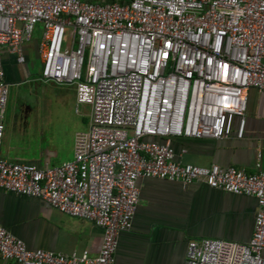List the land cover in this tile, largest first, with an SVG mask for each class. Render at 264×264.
Masks as SVG:
<instances>
[{"label":"built area","instance_id":"obj_1","mask_svg":"<svg viewBox=\"0 0 264 264\" xmlns=\"http://www.w3.org/2000/svg\"><path fill=\"white\" fill-rule=\"evenodd\" d=\"M38 24L39 81L74 86L77 113L91 107L74 158L57 166L1 153L9 96L1 56L7 50L23 64ZM250 89L264 95V0H0V189L42 199L103 231L92 256L30 250L0 225V259L115 264L139 203L138 181L158 178L204 183L258 204L248 243L191 240L184 264H264V170L186 164L173 147L179 138L235 132L242 139Z\"/></svg>","mask_w":264,"mask_h":264},{"label":"crops","instance_id":"obj_2","mask_svg":"<svg viewBox=\"0 0 264 264\" xmlns=\"http://www.w3.org/2000/svg\"><path fill=\"white\" fill-rule=\"evenodd\" d=\"M25 55L23 64L7 50L1 56L5 82L9 85L1 153L9 161L41 167L61 165L74 158L76 134L87 131L77 124L68 128V103L74 115L81 112H76V89L39 81L42 63L38 42L27 44ZM39 91L56 97H49L45 103L49 106L43 107ZM32 98L34 101L29 103L27 100ZM44 114L54 116L52 123L41 130L42 135L49 138L51 147L36 159L28 160L25 152L12 144L11 138L24 135V125L31 116L37 123ZM246 120L242 139H238L235 132L219 140L175 139L173 147L177 158L186 164L205 167L216 164L247 173L264 170V95L256 89L248 91ZM258 151H261V158ZM138 185L137 210L131 229L119 236L115 264H184L191 240L220 239L245 244L252 237L258 208L252 196L236 195L204 183L186 185L158 178L140 179ZM0 225L21 239L30 250L63 254L88 250L96 256L103 240L102 229L92 222L63 214L42 199L2 189ZM0 264L5 263L0 259Z\"/></svg>","mask_w":264,"mask_h":264},{"label":"rangeland","instance_id":"obj_3","mask_svg":"<svg viewBox=\"0 0 264 264\" xmlns=\"http://www.w3.org/2000/svg\"><path fill=\"white\" fill-rule=\"evenodd\" d=\"M96 3H101L102 0H93ZM43 35V25L38 24L35 28V33L33 36V41L39 42ZM37 70V69H36ZM51 86V85H50ZM49 88H53L50 87ZM36 88V87H34ZM36 92V90H35ZM39 100L41 103V106H45L46 102L48 103L49 97H53L55 99L56 95H53L52 93H46L43 94L42 91H39ZM36 96V98H38ZM51 100V99H50ZM29 103L34 101V98L27 100ZM15 105V104H12ZM46 106H49L46 105ZM51 108L54 106L51 104ZM80 114L74 115V112L70 111V104L68 103V128L72 127L73 124L79 125V127L83 130H87L89 127V120H90V113H91V107L89 105H83L80 106ZM49 114L40 115L39 120L34 121V116L30 117V120L25 123V133L24 135H17L11 138L12 144L23 150L25 152V157H28V160H33L42 155L43 152H45L48 148L51 147V142L49 141V138H45L41 130L43 126L49 123H52L53 115L48 116ZM69 156V151H68Z\"/></svg>","mask_w":264,"mask_h":264},{"label":"trees","instance_id":"obj_4","mask_svg":"<svg viewBox=\"0 0 264 264\" xmlns=\"http://www.w3.org/2000/svg\"><path fill=\"white\" fill-rule=\"evenodd\" d=\"M107 1H111V0H107Z\"/></svg>","mask_w":264,"mask_h":264}]
</instances>
